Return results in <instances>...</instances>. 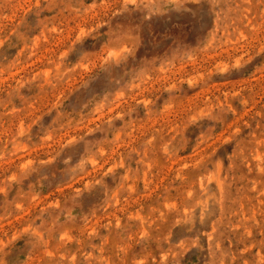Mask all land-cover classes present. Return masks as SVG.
Listing matches in <instances>:
<instances>
[{
  "label": "rangeland",
  "instance_id": "374dc122",
  "mask_svg": "<svg viewBox=\"0 0 264 264\" xmlns=\"http://www.w3.org/2000/svg\"><path fill=\"white\" fill-rule=\"evenodd\" d=\"M0 264H264V0H0Z\"/></svg>",
  "mask_w": 264,
  "mask_h": 264
}]
</instances>
